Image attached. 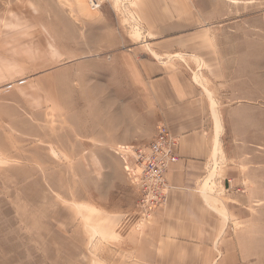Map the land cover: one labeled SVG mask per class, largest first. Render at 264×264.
<instances>
[{
	"label": "rangeland",
	"instance_id": "1",
	"mask_svg": "<svg viewBox=\"0 0 264 264\" xmlns=\"http://www.w3.org/2000/svg\"><path fill=\"white\" fill-rule=\"evenodd\" d=\"M172 27L222 118L216 264H264V0H0V264H159L119 156L153 120L113 60Z\"/></svg>",
	"mask_w": 264,
	"mask_h": 264
},
{
	"label": "crops",
	"instance_id": "2",
	"mask_svg": "<svg viewBox=\"0 0 264 264\" xmlns=\"http://www.w3.org/2000/svg\"><path fill=\"white\" fill-rule=\"evenodd\" d=\"M174 30L176 27L152 33L149 51L145 46L134 45L113 60L122 67V76L139 91L140 101L150 112L153 120L150 140L160 118L167 121L178 140L179 159L170 164L166 175L167 202L155 209L138 237L135 234L129 237L135 240L134 244L140 240L143 249L138 244L129 249L132 247L146 260L159 259V264H216L227 256L219 249L220 245L227 247L223 238L225 228L217 229V217L210 212L204 193L210 187L206 183L211 175L208 171L218 158L220 134L215 132L217 126L221 129L222 118L209 75L201 64L192 71L188 66L193 61L191 57L178 56L177 52L184 51V43L172 37L178 34L171 33ZM107 49L114 51L116 44ZM115 124L113 131L119 125ZM97 131L100 135V128ZM99 139L102 141L98 143H105L104 137ZM111 141L118 148L122 146L117 139H109L108 143Z\"/></svg>",
	"mask_w": 264,
	"mask_h": 264
},
{
	"label": "built area",
	"instance_id": "3",
	"mask_svg": "<svg viewBox=\"0 0 264 264\" xmlns=\"http://www.w3.org/2000/svg\"><path fill=\"white\" fill-rule=\"evenodd\" d=\"M177 137L166 120L159 119L154 137L145 144L126 146L119 156L132 187L137 188V208L143 216L142 224H148L156 208L168 199L167 171L178 161Z\"/></svg>",
	"mask_w": 264,
	"mask_h": 264
}]
</instances>
